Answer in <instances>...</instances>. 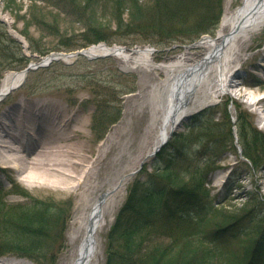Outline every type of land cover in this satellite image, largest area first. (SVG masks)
<instances>
[{
	"label": "rangeland",
	"instance_id": "1",
	"mask_svg": "<svg viewBox=\"0 0 264 264\" xmlns=\"http://www.w3.org/2000/svg\"><path fill=\"white\" fill-rule=\"evenodd\" d=\"M242 2L0 0V89L7 73L40 64L54 52L72 53L94 46L96 43H90L96 34L94 29L102 40L98 44L128 51L153 48L155 65L174 60L188 49L195 58L200 57L206 52L204 48H196L200 39L215 36L228 6L231 11ZM212 16L220 23H210ZM232 67L231 73L228 69L227 74L208 78L205 92L198 96L206 103L182 119L164 147L185 153L184 157L179 153L174 158L172 169L188 183L193 181L191 176L196 167L210 162L211 166L203 172H208L206 186L217 205L236 211V215L252 209L260 217L264 216V163L256 166L247 159L245 144L253 139L249 134L255 129L264 135V115L260 114L261 106L252 109L227 82L238 71L242 74L239 81L249 83L243 87L256 88V93L264 96V29L248 42L243 61L233 63ZM166 76L167 73L153 67L136 68L131 62L111 56L95 60L84 57L74 64L53 61L49 66L32 69L21 87L1 97L0 117L6 130L17 137L18 143L13 146L32 162L26 167L28 172L38 168L33 165L35 161L50 156L48 147L56 149L69 144L81 147L88 156L84 173L79 175L83 182L77 191L67 185L57 189L49 180L46 183L28 180V184L26 172H17L0 159V200L7 208L30 206L31 198L40 199L52 207L53 213L62 216L59 225L50 231L46 242L50 246L42 250L44 253L41 251L39 263L72 264L82 237L70 240L69 230L72 219L87 206L81 201L77 211L76 204L82 196H89L90 204L107 194L108 204L115 205V218L127 202L135 180L138 177L141 182L147 180V175H138L141 169L148 165L147 172L152 173L157 155H150L162 122L157 88ZM59 115L64 120H58ZM18 120H24L23 128L10 126ZM66 121L69 125L66 129L76 135L71 143L61 142L64 135L57 125ZM6 130L2 131L5 136ZM175 136L178 139L173 141ZM167 159L166 155L161 160L162 166ZM228 183L232 194L227 189ZM90 184L93 186L89 187ZM114 221L99 235L104 251L102 264H106L108 235ZM9 225L13 223L9 221ZM4 234L9 250L0 251V256L7 258L9 254L15 255L19 240L10 241L8 236L15 240L14 234L7 231ZM20 258L27 264H35L30 258Z\"/></svg>",
	"mask_w": 264,
	"mask_h": 264
},
{
	"label": "trees",
	"instance_id": "2",
	"mask_svg": "<svg viewBox=\"0 0 264 264\" xmlns=\"http://www.w3.org/2000/svg\"><path fill=\"white\" fill-rule=\"evenodd\" d=\"M210 23L219 22L212 16ZM94 32L92 44L102 41L97 35L99 31ZM249 138L245 144L246 158L262 166L264 135L255 129ZM176 139L178 136L173 141ZM179 153L182 152L178 149L164 147L156 157L152 173L147 172L145 165L138 174L148 178L143 182L139 177L135 180L116 217L108 235L106 264H264V216L259 217L252 209L236 215V211L217 205L206 186L208 172H203L211 166L210 162L205 160L202 167H196L193 181L188 183L172 169ZM166 155L167 162L162 166ZM229 192L232 194L231 189ZM31 201L28 207L7 208L0 200V233L14 234L15 240L8 237L10 241L19 240L15 251H24L39 260L45 252L42 250L50 246L46 245L50 231L59 225L62 216L53 213L43 200ZM14 214L18 216L10 220ZM5 236L0 241L2 252L9 250Z\"/></svg>",
	"mask_w": 264,
	"mask_h": 264
},
{
	"label": "bare ground",
	"instance_id": "3",
	"mask_svg": "<svg viewBox=\"0 0 264 264\" xmlns=\"http://www.w3.org/2000/svg\"><path fill=\"white\" fill-rule=\"evenodd\" d=\"M219 27L215 36L203 37L196 48H204L206 52L201 56L195 58V54L189 49L184 51L180 57L170 60L166 63H159L155 65L152 60V55L155 53L151 48H137L131 51L119 47H109L107 44L95 45L94 47L85 51L88 56H105L110 55L113 58L120 59L124 62H131L136 68L141 66L148 68V66L167 73L166 79L162 81L159 88L160 99V115L161 126L160 132L155 140V145H159L166 136H169L172 129H175L182 123V119L186 118L197 107L202 106L206 101H201L198 96L205 92V83L212 75L222 76L224 73L232 72L233 63L243 61V51L248 47V42L252 41L253 37L260 34L264 29V0H243L242 4L230 11V6L225 10ZM245 48V49H244ZM22 72H10L5 75L1 82L0 97L10 91L12 88L16 89L24 77ZM242 74L234 71L229 78L227 84L238 91L240 95L253 97L254 106H261L260 114L264 115V97L260 98L256 93V88L243 87L244 83L239 81ZM235 86V87H234ZM201 94V95H202ZM203 96H206L205 94ZM261 116V115H260ZM262 117V116H261ZM264 117V116H263ZM58 120H64L59 115ZM264 120V119H263ZM24 120L13 122L12 127L19 129L23 128ZM0 159L6 163H10V167L17 172L27 173L26 182L29 184L34 181H42L52 183L57 189L72 188L78 190L83 182L81 176L84 173L85 164L88 162V156L85 150L81 147L59 146L48 147L47 153L50 154L45 160L35 161L33 165L38 168L27 171V166L32 162L26 155H21L19 150L13 146L18 143L11 132L6 130L3 125V119L0 117ZM5 123L9 125L6 121ZM58 127H62V134L64 139L61 140L71 143L75 136L72 135L68 127V122L62 123ZM57 125L54 126L57 127ZM27 126V125H26ZM30 127L27 126V129ZM11 129V128H10ZM6 130V135L2 131ZM13 130V129H12ZM5 132V131H4ZM5 136V137H4ZM52 143V142H50ZM12 144V145H11ZM49 146H53L48 144ZM40 168V170H39ZM34 170V171H33ZM69 184V185H68ZM93 185L90 184L89 187ZM105 197V200H104ZM107 194L101 196V199L89 204L90 197L82 196L80 202L77 201L76 208L79 210L80 203L87 205L82 208L79 216L72 219L70 225V240H76L82 237L81 244L77 249V255L72 261V264H102L103 254L102 244L99 240V235L106 230V227L115 219L116 211L115 205L108 204ZM90 205V206H89ZM87 207H90L87 209ZM9 254L11 257L0 256V264H27L22 260V256L30 258L35 264L39 263L37 259L27 254L24 251Z\"/></svg>",
	"mask_w": 264,
	"mask_h": 264
},
{
	"label": "water",
	"instance_id": "4",
	"mask_svg": "<svg viewBox=\"0 0 264 264\" xmlns=\"http://www.w3.org/2000/svg\"><path fill=\"white\" fill-rule=\"evenodd\" d=\"M63 56H65L64 58H69V59H72V61H75L76 59L80 58V57H86L88 59H95V58H101V57H104V56H94V57H91V56H88L86 53H85V50L84 51H74L73 53H70V54H67V53H58L56 55H52L50 60H62L63 59ZM32 67H29L27 69H25L23 71V73H27ZM166 138L162 139L161 143L159 144V146H157L154 150V152H158L160 150V148L166 143L165 140Z\"/></svg>",
	"mask_w": 264,
	"mask_h": 264
}]
</instances>
